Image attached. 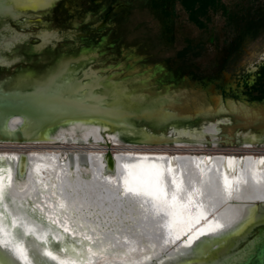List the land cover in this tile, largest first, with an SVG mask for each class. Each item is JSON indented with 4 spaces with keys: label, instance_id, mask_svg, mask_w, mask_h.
<instances>
[{
    "label": "bare ground",
    "instance_id": "bare-ground-1",
    "mask_svg": "<svg viewBox=\"0 0 264 264\" xmlns=\"http://www.w3.org/2000/svg\"><path fill=\"white\" fill-rule=\"evenodd\" d=\"M26 7L40 5L37 0H0V17L16 21ZM18 36L3 40V47ZM39 36L48 44L61 38L54 32ZM67 59L32 85L0 88V109L6 107L0 112V137L21 136L24 143L92 139L108 146L117 141L107 132L110 125L126 124L133 114L121 103L125 84L111 78L95 93L102 88L96 73L65 77L72 74L74 58ZM140 113L172 119L161 108ZM58 125L56 133L48 131ZM173 132L142 130L140 135L154 145L202 143L218 129L212 124ZM263 212L264 156L112 153L111 148L0 152V256L6 264H57L50 254L76 264L95 262L101 254L110 258L106 264H204L262 219ZM201 254L206 260L197 258Z\"/></svg>",
    "mask_w": 264,
    "mask_h": 264
},
{
    "label": "rangeland",
    "instance_id": "rangeland-1",
    "mask_svg": "<svg viewBox=\"0 0 264 264\" xmlns=\"http://www.w3.org/2000/svg\"><path fill=\"white\" fill-rule=\"evenodd\" d=\"M27 9L16 21L0 17V59L14 61L0 65V88L32 85L62 59L74 58L69 64L72 74L65 77L79 79L94 71L102 82L95 93L111 78L123 82V96L129 101L121 103L133 114L126 124L110 125L107 132L118 139L109 146L92 139L84 144L0 142V152L111 148L112 153L264 156V0H57L47 12ZM43 32L62 38L34 52ZM13 36L19 37L17 42L3 47V40ZM160 108L172 119L141 117L144 109ZM212 124L218 132L207 134L202 143L154 145L140 135L142 130L175 135L174 128ZM60 126L48 131L54 134ZM253 139L259 143H251ZM228 248L223 264H264V217L231 239ZM50 257L57 264H76L68 257ZM109 259L101 254L88 264H106Z\"/></svg>",
    "mask_w": 264,
    "mask_h": 264
},
{
    "label": "water",
    "instance_id": "water-1",
    "mask_svg": "<svg viewBox=\"0 0 264 264\" xmlns=\"http://www.w3.org/2000/svg\"><path fill=\"white\" fill-rule=\"evenodd\" d=\"M58 37H61V36H58ZM61 38H57V40H60ZM42 43H40V44H38V45H36L35 47H34V49H33V51L34 52H40V51H42L47 45H48V42L47 41H45L44 40V38H42ZM6 49H8V48H6ZM14 61H12V62H5L4 60H2V59H0V65H2V64H4V63H7V65H9V64H12ZM5 106H3V108H1L0 109V112H6L5 111V108H4ZM14 115H16L15 113H14ZM147 115V114H146ZM13 140V142H15V143H24V142H26L24 139H23V137H21V136H17L16 137V139H6V138H3V137H0V142H11ZM12 143V142H11ZM263 214H264V212H263ZM261 220V219H260ZM236 238V237H235ZM231 244H232V241H231ZM227 250H229V248L228 249H224L222 252H220L215 258H212V259H210V260H208V261H206V263H204V264H223L224 263V260H225V258L226 257H224V256H226L227 255ZM0 262H1V264H6L5 263V261L1 258V256H0Z\"/></svg>",
    "mask_w": 264,
    "mask_h": 264
},
{
    "label": "flooded vegetation",
    "instance_id": "flooded-vegetation-1",
    "mask_svg": "<svg viewBox=\"0 0 264 264\" xmlns=\"http://www.w3.org/2000/svg\"><path fill=\"white\" fill-rule=\"evenodd\" d=\"M56 1H57V0H56ZM56 1H55V2H56ZM55 2H54L53 5H55ZM53 5H52V6H53ZM52 6H48V7H46V8H41V7H39L38 10H34V8H32V7H26V8H28V9H27L28 12H29V11H33V12H45V11H46V12H47ZM30 8H32V9H30ZM8 18H9L10 20H12V21H15V20L11 19L10 17H8ZM50 33H52V32H50ZM70 33H71V34H75L74 32H70ZM55 34H56V33H55ZM78 35H79V34H78ZM38 38L40 39V43H42V41H43L42 38H41L40 36H38ZM61 38H62V36H61ZM40 43H39V44H40Z\"/></svg>",
    "mask_w": 264,
    "mask_h": 264
},
{
    "label": "snow or ice",
    "instance_id": "snow-or-ice-1",
    "mask_svg": "<svg viewBox=\"0 0 264 264\" xmlns=\"http://www.w3.org/2000/svg\"><path fill=\"white\" fill-rule=\"evenodd\" d=\"M37 3L40 5L41 8H46L51 5L52 0H37Z\"/></svg>",
    "mask_w": 264,
    "mask_h": 264
}]
</instances>
